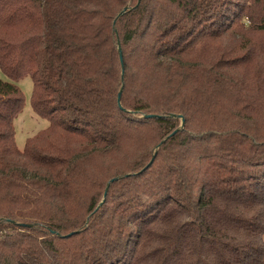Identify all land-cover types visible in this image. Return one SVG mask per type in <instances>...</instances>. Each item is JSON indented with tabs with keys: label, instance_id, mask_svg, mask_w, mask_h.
Instances as JSON below:
<instances>
[{
	"label": "trees",
	"instance_id": "obj_1",
	"mask_svg": "<svg viewBox=\"0 0 264 264\" xmlns=\"http://www.w3.org/2000/svg\"><path fill=\"white\" fill-rule=\"evenodd\" d=\"M0 68V264H264V0H0Z\"/></svg>",
	"mask_w": 264,
	"mask_h": 264
},
{
	"label": "rangeland",
	"instance_id": "obj_2",
	"mask_svg": "<svg viewBox=\"0 0 264 264\" xmlns=\"http://www.w3.org/2000/svg\"><path fill=\"white\" fill-rule=\"evenodd\" d=\"M0 78L9 81L10 78L4 74L0 68ZM16 84L19 85L25 97V105L23 110L14 121L16 129V144L19 149H23L26 145L27 139L34 136L39 131L44 130L49 125V120L39 116L32 108L31 99L34 89L33 80L30 76H25L18 80ZM264 240V235H263Z\"/></svg>",
	"mask_w": 264,
	"mask_h": 264
},
{
	"label": "water",
	"instance_id": "obj_3",
	"mask_svg": "<svg viewBox=\"0 0 264 264\" xmlns=\"http://www.w3.org/2000/svg\"><path fill=\"white\" fill-rule=\"evenodd\" d=\"M126 10H127V8H125L124 11L121 14L125 13ZM120 57L122 59V51H121V48H120ZM118 101H119V103H121V92L119 93ZM179 117L182 118V126H183L184 123H185V119L182 116H179ZM115 179H113V180H115Z\"/></svg>",
	"mask_w": 264,
	"mask_h": 264
}]
</instances>
